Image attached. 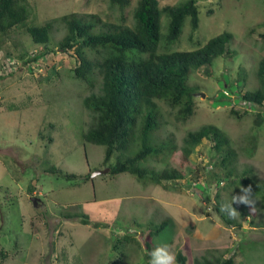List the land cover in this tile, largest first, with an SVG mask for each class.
Returning a JSON list of instances; mask_svg holds the SVG:
<instances>
[{"label": "rangeland", "instance_id": "obj_1", "mask_svg": "<svg viewBox=\"0 0 264 264\" xmlns=\"http://www.w3.org/2000/svg\"><path fill=\"white\" fill-rule=\"evenodd\" d=\"M180 1L161 0L160 5ZM197 1L195 36L190 39L187 19L169 51L195 49L226 31L232 35L226 45L230 54L191 70L189 84L205 96H194L195 111L188 120H176L175 110L158 102L163 123L151 138L172 137L178 147L142 165L157 170L174 167L184 177L143 184L129 173L92 176L106 166L104 147L82 138L94 122L82 101L90 87L72 72L76 58L56 43L65 32L61 16L95 12L117 20L120 11L108 0H29V23L56 20L49 43L53 51L33 60L31 53H38L40 46L23 29L5 39L0 49V264H114L120 259L117 264H148L153 250L164 244L175 253L176 264H182L178 253L185 257L183 264H194L202 256L232 257L233 264H264V199L257 196L255 207L247 206L248 211L241 186L221 175L211 178L217 167L209 141L203 140L183 166L180 150L188 131L213 124L231 139L237 173L250 165L257 179H264V122L255 124L264 104H245L238 97L239 90L258 86L256 68L264 57V0ZM134 6L132 0L125 9L127 22L131 23ZM165 24L162 17L161 33ZM7 58L14 63L3 68ZM231 108L240 117L232 115ZM137 148L135 141L123 156ZM116 155L108 164L115 163ZM48 166L88 178L66 180L47 172ZM217 191L234 205L240 229L224 224L214 212ZM186 202L189 211L181 209ZM68 213L86 215L87 222L80 216L66 217ZM164 219L168 224L151 238L148 250L144 232Z\"/></svg>", "mask_w": 264, "mask_h": 264}, {"label": "trees", "instance_id": "obj_2", "mask_svg": "<svg viewBox=\"0 0 264 264\" xmlns=\"http://www.w3.org/2000/svg\"><path fill=\"white\" fill-rule=\"evenodd\" d=\"M160 1L135 0L131 23L127 22L124 12L132 0H108L111 6L120 11L117 20L103 19L95 12L83 14L72 11L61 16L65 32L56 42L59 50L66 54L71 52L76 58L72 72L90 87L91 92L82 101L93 114L94 122L82 135L83 140L104 147L103 163L109 168L106 174L129 173L143 184L183 179L181 169L171 167L157 170L142 165L148 159L171 154L178 147L172 137L160 141L151 138L163 123L158 102L162 101L175 110L176 120H188L194 114V93L198 90V87L188 82L191 70L211 65L217 56L230 54L226 45L232 39L231 33L224 31L195 49L169 51L187 19L190 39L195 36L199 26L200 5L197 0L161 5ZM28 7L29 0H0V49L5 39L23 29L31 42L40 46L38 53H31V58L37 60V55H48L53 51L49 43L56 20L46 21L42 25L29 23ZM162 17L166 20L165 33H161ZM261 26L264 28V21ZM261 36L264 38V32ZM2 66L9 67L6 61ZM256 76V88L242 93L238 91V97L245 104H264V57L258 61ZM223 94L227 96L228 92L224 90ZM230 113L240 117L236 109L231 108ZM262 122L264 113L257 112L255 124L260 125ZM47 140L51 142L52 138ZM203 140L211 143L216 156L213 164L217 170L209 174L211 178L221 175L229 178L235 186H241L245 195L242 199L244 207H255L257 196L264 199V179H257L250 165L240 174L237 173V152L231 139L213 124L201 125L183 137L180 146L182 166ZM135 141L138 148L131 155L123 156ZM254 149L251 148V155ZM114 154H117L115 163L108 164ZM46 171L66 180L88 178V175L70 173L55 166H48ZM213 210L224 224L238 229L242 227L234 205L224 201L218 191L213 199ZM73 216H80L81 222H87L86 215L66 214V217ZM167 224L168 219H164L144 232L143 239L148 250H151V238L158 235ZM177 259L182 264L185 261L181 253H178ZM194 264H233V258L213 260L202 256L196 257Z\"/></svg>", "mask_w": 264, "mask_h": 264}, {"label": "clouds", "instance_id": "obj_3", "mask_svg": "<svg viewBox=\"0 0 264 264\" xmlns=\"http://www.w3.org/2000/svg\"><path fill=\"white\" fill-rule=\"evenodd\" d=\"M148 264H176L175 253L170 251L167 244L156 247L151 253Z\"/></svg>", "mask_w": 264, "mask_h": 264}, {"label": "water", "instance_id": "obj_4", "mask_svg": "<svg viewBox=\"0 0 264 264\" xmlns=\"http://www.w3.org/2000/svg\"><path fill=\"white\" fill-rule=\"evenodd\" d=\"M194 96H200V97H204L205 94L203 92H195L194 93ZM107 171H109V168H104V169H101V170H96L92 173V176H95L97 174H104L106 173Z\"/></svg>", "mask_w": 264, "mask_h": 264}, {"label": "crops", "instance_id": "obj_5", "mask_svg": "<svg viewBox=\"0 0 264 264\" xmlns=\"http://www.w3.org/2000/svg\"><path fill=\"white\" fill-rule=\"evenodd\" d=\"M202 196V195H201ZM202 198H203V196H202ZM182 201V200H181ZM183 202V201H182ZM190 203V202H189ZM194 204V203H193ZM181 205V209L182 210H188V209H186L187 207H188V202H186V203H182V204H180ZM195 206H196V208L199 210L200 209V207H199V205L198 204H196L195 203ZM189 208V207H188ZM189 211V210H188ZM199 212H201V211H199ZM199 215H201V214H199Z\"/></svg>", "mask_w": 264, "mask_h": 264}, {"label": "built area", "instance_id": "obj_6", "mask_svg": "<svg viewBox=\"0 0 264 264\" xmlns=\"http://www.w3.org/2000/svg\"><path fill=\"white\" fill-rule=\"evenodd\" d=\"M13 63H14V60H13V59H11V58H7V59H6V64H7V66L12 65Z\"/></svg>", "mask_w": 264, "mask_h": 264}]
</instances>
